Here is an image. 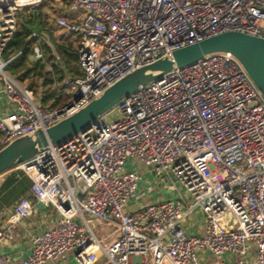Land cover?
I'll list each match as a JSON object with an SVG mask.
<instances>
[{
    "label": "built area",
    "instance_id": "1",
    "mask_svg": "<svg viewBox=\"0 0 264 264\" xmlns=\"http://www.w3.org/2000/svg\"><path fill=\"white\" fill-rule=\"evenodd\" d=\"M37 4L0 0V147L46 130L176 50L229 32L264 40V0H66L70 16L55 23L79 42L80 72L63 78L67 102L54 107L8 72L21 52L4 58L20 12ZM43 56L35 45L34 57ZM110 111L118 113L115 120ZM110 111L17 165L31 180L30 195L0 228V248L14 225L34 213L35 201L61 216L31 236L24 264L63 260L71 250L79 264L100 257L108 264H200L199 250L219 264H264V93L232 52L177 67ZM133 161L167 175L180 188L177 197L129 212L142 179L128 168ZM191 214H201L204 235L189 233ZM95 224L114 227L117 235L105 243ZM251 244L257 253L249 260ZM0 264L10 257L0 253Z\"/></svg>",
    "mask_w": 264,
    "mask_h": 264
},
{
    "label": "water",
    "instance_id": "2",
    "mask_svg": "<svg viewBox=\"0 0 264 264\" xmlns=\"http://www.w3.org/2000/svg\"><path fill=\"white\" fill-rule=\"evenodd\" d=\"M32 30L41 34L39 21L32 26ZM221 51L232 52L264 93V40L241 33H224L137 68L72 115L46 130H38L33 135L18 138L2 147L0 174L48 149L50 145L66 142L77 133L90 128L97 118L106 114L121 100L165 73L188 65L206 54Z\"/></svg>",
    "mask_w": 264,
    "mask_h": 264
},
{
    "label": "crops",
    "instance_id": "3",
    "mask_svg": "<svg viewBox=\"0 0 264 264\" xmlns=\"http://www.w3.org/2000/svg\"><path fill=\"white\" fill-rule=\"evenodd\" d=\"M36 1L38 2L37 5H35L34 7L24 9L22 11H27V10L29 11L32 8H35L32 13H30L28 16H26V18H28L31 14L39 12L40 10H42V12H44V14H46L44 22H43V27H42V24H40V26L42 28V32H41V34H39L40 35L39 38H41L42 42L47 43L49 46H51L53 48L54 54L56 55V60L59 61L60 56H59V54H57V52L54 48V43H53L54 37H52L53 35H51L50 30H51V27L59 28L55 23L56 17L62 16V15L63 16H70V11L68 10L67 4L63 5L62 3H56L55 0H36ZM46 3L51 4V6L47 10L45 9ZM52 9H56V11L60 12V14L57 16L56 15L51 16L50 11ZM21 12H20V14H21ZM20 14H19V16H20ZM25 19H24V21H25ZM37 22H38V20L36 21V23ZM57 41L59 42V40H57ZM57 56H59V59L57 58ZM48 57L49 56H46L45 59H47ZM43 58H44V56H43ZM48 66H49V69L47 67L48 70L52 69L51 64H49ZM60 85H61V83H60ZM41 97H42V90H41ZM65 98L66 97L64 96V98H63L64 101H66ZM19 176H20L19 172H12L8 176H6L4 174V176H1V178H0V228H3L7 225L8 216L12 212L15 204L19 201V199L22 196L30 195L31 180L26 178V177L24 178L25 179L24 182L26 183L25 184L26 187H20V188H22V190H20L18 193L10 191V183H12V186H14L15 183H13V182ZM142 183H143V177L140 181V186H139L140 187V193H139V196L136 198L138 200L145 197L149 192H153V190H154V189L149 190V186H151V185H148L143 190L142 189ZM178 190H180L179 187H178ZM178 190H177V188H175V186H174V188L173 187L170 188V193H172L174 195L169 197L168 199L176 198L178 195ZM162 200H167V199L159 198L157 201H155V198H152L151 201H149L147 204H142L139 208L146 206V205H149L151 203L160 202ZM130 201H129V203H130ZM34 208H35L34 213L30 217L25 218L21 222L14 225L13 234L8 236V239L4 242V244L0 248V253L6 254L10 257V264H24L23 261L28 256V254L30 252L31 236L41 234L44 232V230L50 229L51 227H53L57 223L58 219L61 216L60 213L58 212V210L54 206L47 207L46 205H44L42 203H37L34 201ZM139 208H137V209H139ZM137 209H131V206L128 204L129 212H134ZM185 225H186V228L188 229L189 233H191L193 235L201 236V235H204L206 233V226H205V223L203 221L201 214L189 215L185 220ZM95 228L105 243L111 242L113 240V238H115V236L117 235V232L115 231L114 227L95 224ZM75 253H76L75 250H71L67 253L65 259H63V260H48L44 264H79L75 258ZM256 253H257L256 246L251 244L250 252L246 256V258L249 260H252L255 257ZM198 256H199L200 264H219L218 258L213 253H211L210 251L199 250ZM235 258L236 257L232 256V255H228V254L225 255V259L229 262L235 260ZM94 264H108V263L106 262V259L104 257H100Z\"/></svg>",
    "mask_w": 264,
    "mask_h": 264
},
{
    "label": "trees",
    "instance_id": "4",
    "mask_svg": "<svg viewBox=\"0 0 264 264\" xmlns=\"http://www.w3.org/2000/svg\"><path fill=\"white\" fill-rule=\"evenodd\" d=\"M45 15L40 10L37 13L31 14L25 21H19L18 31L9 42L4 52V58L7 60L21 52L8 64V72L22 82L31 78L33 81L29 85L33 89H37L38 84L36 80L41 79V86L43 88L42 103L57 107L65 102L59 85L66 75L76 76L79 74L80 57L75 42H58L53 38L54 48L60 56V60L58 61L51 46L42 42L39 37H32L34 32L32 26L38 20L43 27ZM37 44L41 45L44 58L36 59L34 57V47ZM46 56L49 57L45 59ZM49 64H51L52 69L47 70ZM20 171L29 179L24 171Z\"/></svg>",
    "mask_w": 264,
    "mask_h": 264
},
{
    "label": "rangeland",
    "instance_id": "5",
    "mask_svg": "<svg viewBox=\"0 0 264 264\" xmlns=\"http://www.w3.org/2000/svg\"><path fill=\"white\" fill-rule=\"evenodd\" d=\"M55 2L56 3H62L63 5L66 4L65 0H55ZM50 6H51L50 3H46L45 9L47 10ZM34 9L35 8H32L29 11L28 10L22 11L20 14V21H24L26 16H28L30 13H32ZM50 12H51L50 13L51 16L52 15L57 16L60 14V12L56 11V9H52ZM50 32H51V35H53L52 37L59 40V42L73 41V42H75V46L77 48L79 47V42L77 41V39L74 35H71V34L65 32L64 30L57 28V27H51ZM48 69H49V66H48ZM32 81L33 80L30 78L27 81H25V83L30 84ZM36 81H37L38 86H37V89H34V90L35 91L37 90L39 92L43 89L41 86V79H38ZM107 117L109 120H115L118 117V113L116 111H110V112H108ZM132 163H133V165L129 164L128 168L129 169H135V170L140 172L141 176L143 177L142 189L144 190L148 185H151L154 190H153V192H149L145 197L141 198L140 200H138L136 198L132 199L129 203V205L131 206V209H137L142 204H147L149 201H151L152 198H155V201H157L159 198L168 199L169 197L174 195V194L170 193V188L173 187V185H172L173 183L167 175L158 176L153 172V170L151 168H149L147 165H144L143 163H140L139 161H133ZM12 172H19L20 173V176L17 177L16 180L13 182V183H15L14 186H12V183H10V191L18 193L20 190H22V188H20V187H26V185H25L26 183L24 182L25 176L17 168V166H14V167L4 171L3 173H1L0 178H1V176H4V174L6 176H8ZM45 231L46 230H44V232Z\"/></svg>",
    "mask_w": 264,
    "mask_h": 264
}]
</instances>
